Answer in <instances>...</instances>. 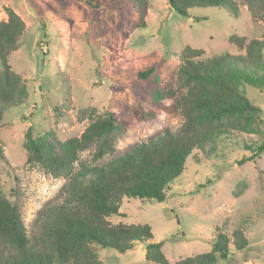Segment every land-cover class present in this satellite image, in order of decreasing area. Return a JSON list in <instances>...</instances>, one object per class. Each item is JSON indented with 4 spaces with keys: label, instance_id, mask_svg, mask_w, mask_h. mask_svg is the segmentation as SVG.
I'll return each mask as SVG.
<instances>
[{
    "label": "rangeland",
    "instance_id": "1",
    "mask_svg": "<svg viewBox=\"0 0 264 264\" xmlns=\"http://www.w3.org/2000/svg\"><path fill=\"white\" fill-rule=\"evenodd\" d=\"M147 28L133 25L131 7L113 1L93 9L77 0H0V20L6 9L25 22L26 31L19 49L9 59L11 69L25 81L27 95L20 110L0 118V191L22 214L32 244L43 246V220L65 198L68 179H56L40 165L28 164L26 134L48 140L54 134L61 142L79 138L93 119L108 113L131 121L127 132L116 141V153L97 162L94 149L79 152V161L103 166L129 152L135 145L156 139L166 131L176 132L184 118L176 99L155 103L157 88L177 89V53L185 47L202 49L204 58L222 53H239L230 36L264 37V21L259 8L249 10L245 0H233L238 17L217 8L192 10L181 16L166 0H149ZM264 15V13H263ZM153 64L158 83H142L129 76ZM250 100L264 111V93L250 88ZM143 107L156 112L153 120H138L133 113ZM86 108L96 109L94 118L81 120ZM259 134L220 138L191 158L176 179L167 199L124 198L121 215L109 218L117 225H148L154 242L170 264L210 252L219 230L231 236L244 227L249 246L238 252L230 248L228 261L219 264H264V154L243 164L253 152L246 146L264 138V122ZM79 168V167H78ZM245 183L247 186H244ZM238 187H241L238 189ZM243 194L236 196L235 191ZM10 252L0 248V257ZM145 245L135 244L123 254L109 248L98 249L102 264H154L145 259Z\"/></svg>",
    "mask_w": 264,
    "mask_h": 264
},
{
    "label": "trees",
    "instance_id": "2",
    "mask_svg": "<svg viewBox=\"0 0 264 264\" xmlns=\"http://www.w3.org/2000/svg\"><path fill=\"white\" fill-rule=\"evenodd\" d=\"M87 7L99 9L113 1L131 7L136 16L133 25L147 28L149 0H77ZM168 6L181 16H190L192 10L217 8L238 17L233 0H166ZM249 10L259 8L264 21V0H245ZM6 21L0 20V118L5 113L22 108L27 95L25 81L10 66V56L16 52L25 35L23 19L7 8ZM239 53H222L204 58L202 49L185 47L177 53L182 64L178 69L177 89L157 88L152 92L155 103L175 99L178 90H184L176 99V106L184 118L176 132L166 131L156 139L135 145L129 152L99 166L81 162L79 152L94 149L92 161L97 162L116 153V141L124 135L131 121L114 113L95 116L96 109L86 108L79 114L81 120L92 118L79 138L66 142L54 134L33 138L27 131L25 148L27 163L40 165L46 174L69 182L63 202L52 209L43 220V246L31 243L19 207L11 204L0 191V248L10 252L0 257V264H102L98 249H112L123 254L135 244L145 245V259L154 264H170L162 247L154 242L148 225H117L110 217L121 215L123 199H147L164 202L172 184L185 171L191 158L198 152H209L222 137L259 134L264 122V111L248 97L251 89L264 93V37L230 36ZM153 64L141 70L132 68L129 76L142 83H158ZM138 120H153L154 110L143 107L134 111ZM253 152L244 157L243 164L264 154V138L246 146ZM4 159L0 142V160ZM79 167V168H78ZM244 186H247L243 183ZM241 187H238V189ZM235 195L243 194L241 190ZM231 246L242 252L249 246L244 227L235 229L231 236L219 230L210 252L187 257L173 264H219L230 258Z\"/></svg>",
    "mask_w": 264,
    "mask_h": 264
}]
</instances>
